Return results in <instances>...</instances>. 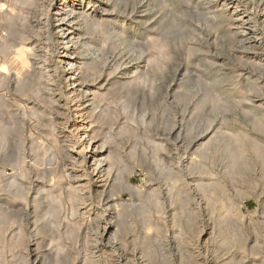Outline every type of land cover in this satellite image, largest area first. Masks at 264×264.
<instances>
[{
    "label": "rangeland",
    "instance_id": "374dc122",
    "mask_svg": "<svg viewBox=\"0 0 264 264\" xmlns=\"http://www.w3.org/2000/svg\"><path fill=\"white\" fill-rule=\"evenodd\" d=\"M2 1H5V0H2ZM44 1H45V5H48L47 3H49L51 5H52V3L54 4V2L52 0H47V1L44 0ZM124 3L125 4L127 3L124 6V8H118L119 12L123 16H127V15L132 14V17L134 18L136 15L141 14L140 9L146 8V10H148V13H146V19L145 18L139 19L141 21L138 20V23H135L134 25L137 27L138 25L146 24L145 27H148L149 30L147 28H141V29H138L137 32H133V31L131 32L130 23H124L123 21H121V19L123 20V17H118L117 18L118 24L115 25L116 28L112 27V29L114 30V34L111 35V38L104 39V37H102L101 35H98L97 37L99 38V40H98V38H96V41L98 42L99 46L102 45V46H100V47H102V49L98 48L99 46H97V48L99 50L97 48L96 49H90L86 53V55L84 56L85 57L84 60L86 62H89L90 65L93 64V67H94L92 72L94 73V71H95V74L93 75V73H91L90 81H89V83H93L94 86H92V87H95V89H97L98 87H100L99 85L105 84V86H107V88H105V89L103 88L102 89V90H104L103 92H105V90H107V89L111 90L108 93H106V95L103 97V100H102L103 103L101 102L100 109L99 108L97 109V111H100V110L103 111L104 110L103 119H104V122H106V123H104L103 119H102L101 124L104 127L101 124L98 125V126L101 125L100 127H103L100 129V133L102 132L100 135H102V134L103 135L99 136V137L103 138L107 141H109V139H111L110 142H108L109 145H112L111 147L113 149L117 150L118 152L120 151L119 153L122 155L123 160H125L124 164L126 165L128 163V165H126V166H128V168H129L128 170H125L123 174L128 178V180L133 185V187L138 189V191L142 190V192L143 191L145 192L146 189L149 190L153 186H154L153 188L157 187L159 189L158 192H159L161 204H160L159 208H157V207L154 208V207L149 206L151 211L153 209L152 213L149 210V207H147V206L145 209L142 207L144 210L140 208L142 210V213L139 210L135 214V217L137 219L134 217L135 221H136L134 223V225L136 223L138 225L136 224L133 227L132 231L134 232V229H137V226H138V228L141 227V229L139 228V229L135 230L134 233L130 232L128 234V237H129L128 240L129 241L126 242V244L128 243V246L126 244H124V247H121V246H123V245H121L120 247H118L119 251L118 250L117 251L119 252V254H124L125 252H127L129 254H133V255L135 254L134 255L135 258H137L139 256L137 259L140 262H142L141 264H143V261H141V260H143V258H140V257H142L141 251H143L147 247L146 246L147 244H150L151 246H153L155 248L157 255L159 254V256H160L161 253L163 255V256L162 255L160 256L161 258L158 257L157 255H155L151 259L152 264H159V263L160 264H166L168 262V260H169V262L167 264H187L188 262H189V264H192L195 261L196 262L197 261L198 262L204 261V264L205 263L206 264H221L222 258L224 257V255H225V257L223 258L224 261L229 260L230 258H233L234 262H237L240 259L238 261V263L239 264H245L246 262H245V251H244V249L247 246L245 245V241H244L245 238H243V237H245V235L246 236L248 235V238H247L248 240H246V243L248 245H251L253 242L252 240H254V236H255L254 235L255 233H253V232H256L257 230H259V228H260V230L262 228V231L264 232V183L262 186L263 180L261 179L259 173H255V172H257V168L253 167V168H249L246 170L244 168L242 170L241 174L237 175L236 177H231L227 173V171H225L226 169L224 168L225 160H226L224 153H218L217 155L212 156L211 160L208 161V163L210 162L209 163L210 165L208 164V167L212 173L215 172V173H217V175H218V173L220 174L217 176L214 173V175H215L214 178L220 179V177L222 176V177H224L223 178L224 181L222 183L225 182L224 186H223L224 187L223 192H222V189H220V190L218 189L219 191L217 192V200L219 201V199L220 200L223 199L222 202L224 201V203L226 205L223 204L221 201H220V203L218 201L209 202L208 198H206L207 196L204 195L203 193H200L198 188H196L197 186L195 185L196 184L195 182H196V179L198 178V173L195 170H193V171L189 170V167L187 165L188 160L190 161V158L195 156V154H193V152H192L193 150H188L186 148L184 149V147L175 148V147H173V145H171L172 147L171 146L168 147V145H166V144H168V142H166V141L168 139H169V142H173L176 139H178V141L181 140L183 134L179 138L176 136L174 137L171 135L169 130L171 131L172 128L178 127V126H182L183 130H185L186 128L191 127L190 126L191 124H194V128H195L194 132H195V135L198 134V136H200L201 133L203 134L205 130H207L208 132H211L210 134L212 135V134L220 131L222 128H227V129H230L231 131L240 132V133H245V130L252 132V133H255V134L259 133L257 130H255L251 127V125L249 124V122H250L249 118L250 117L245 114L243 109H245V107H248L254 103L258 102V104H259V103L264 102V89H263L264 88L263 87L264 86V66H263L264 65V21H263L264 20V0H211V1L210 0H163V1L162 0H124ZM47 8H48L47 6H45L43 8L45 11L44 13L47 14V15H45L46 17L47 16L50 17V16H52V14L54 12H56L55 10L57 9V5L54 4V5L50 6L48 9ZM223 8H224V10H223ZM155 10H157V11H155ZM49 11H50V13H49ZM134 11H136L135 14H134ZM182 12H184L186 15ZM183 14H184V17H183ZM26 15H27L28 19H32L31 15H29V13H27ZM175 15H177V16H175ZM42 17L43 18H41L42 20H41L38 27H37L38 24H36V22L34 23V25L36 24L35 26L37 27L38 31L36 30V27H35V30L32 32V34L36 37V40L39 42V44L41 45V47L45 53H47V54L49 53V55L52 53L53 54L55 53L54 55L52 54V61H53V64H55V67L57 69L56 73H57V75H59V77H57V79H56L57 84L55 83V85H58V87L60 88V91L59 90L54 91V93H58V92L60 93L63 91H65V92H63L61 95H59V97H61L60 103H52V102L48 103V102H46V104L45 103L43 104L40 102V100H33V101H36V103L40 102L41 106L44 105L42 108H45V110L47 111L45 114H43L44 117H42V119H41V115H39L33 111H32L33 113L31 114V111H30L31 109L29 110V108H30L29 105L32 106V104L27 103L28 101L25 99L26 97L20 96L19 93H17L15 91V87H14L15 83L12 79L9 81L8 85L0 88L1 92H4L3 91L4 89H5V92L7 91L4 94L1 92L0 93L4 95V99H6V101L8 103H11V105L9 104L10 107L8 106L2 113H0V115L3 117L1 119L2 124L0 125V137L1 136L6 137V139H7V140H5L6 143L4 145V144H2L3 143L2 137L0 138V141H2L0 143V145L2 144V146H0V149L2 150V152H0V154H1L0 155V191H1L0 194L6 195L5 197H7L9 199L12 197L16 188H15V186L10 187L9 183L12 180L11 176H13L15 174L14 177L15 178L19 177L17 179L18 181L21 178L20 180L24 182L23 185L27 186V187L25 186L23 188V193L25 195L24 196L25 200L26 201L28 200L26 202L24 199H22V200L19 199L18 202H16L17 205L21 206L19 209V213H18V210L16 212V217H17V219H20L19 222L21 223L22 226L20 224H17V223H15V225H14V223H13L14 226L12 227V225H11L10 226L11 228L6 229V231H4L5 234L4 233L0 234V255L2 254V252H3V255H5V257L3 255H2V257L0 256V264H17V263L18 264H21V263L22 264H25V263L26 264H35L34 259L36 256H38L39 259H42V257H44V258L47 257L46 260L48 261V259L49 260L51 259L50 256L52 255V253H54L56 250V248L53 249V247H56V246L58 247L59 245H57V244H59V243L61 246L63 245L62 247L59 246V247H61L60 255L58 258V260L61 263L57 260L59 264H63V263L64 264H82L81 263L82 260L80 262V258L77 256H79V255L82 256L83 254L84 255L89 254L90 253L89 251L91 250L90 248L86 249L88 247V245H86V236H85L86 235L85 234L86 229L85 230L82 229L79 233V236H77V237L75 236V234H73L74 232H72L70 229H68L69 228L68 223L74 222V219H76V221L78 220V222L80 221L79 223H81V224L84 220L85 221L83 223H86L87 221L89 222V220H91V218L93 216H90L87 214V210L84 208L85 205L79 206V211H81L83 214L85 213V215H86V216L85 215L83 216V215H81L82 213L79 211L73 212L70 204H68L69 200L67 199L65 204L63 202L64 206H66V207L62 206L63 209H62V213L60 214V220H61V221L59 220L60 222L54 221L53 217L49 216L47 214L46 210L44 212V210L38 209L39 212H41L40 214H42L43 218L41 219V221L38 222V225H36L35 224L36 223L35 221L37 220L36 215L34 213H32V208L35 207L37 204L39 205V202L42 201L38 198V197H40L39 193L36 194V192H34V188L38 185V183L41 185H44L45 188L46 187L50 188V186H51L52 189L55 191L54 194L56 195L57 187L58 186L60 187L59 179L60 178L62 179L63 175L67 176V174H63V173H66V171H65L67 169L66 164H68V162L70 163V165L75 167V173H78V175H80L81 182L84 183V182L88 181L89 177L92 176L91 175V169H90V164L92 163V161L91 162H83L81 159L82 155H84L86 153L87 147L85 145H86V142L88 140L87 139L88 134H90V131H91V130H89L88 131L89 133L84 132L85 126L87 125L89 119H86V115L80 116L82 114V112H80L81 108L78 105L79 103L75 104V101H72V95L70 94V96H69L68 93H66V91H67L66 89H67L69 84L67 83L68 78H66L67 76L64 75V73H65L64 71L67 68H65L66 67L64 65L65 63L62 61V59H60V56L58 54V51L60 50V48L62 46H64V44H62L60 46L59 43L57 42L56 38L54 39L53 37H52L53 40L52 39H48V40L46 39V36L48 35L50 27L48 26L46 20L44 19V16H42ZM182 17H183V19H182ZM147 19H148V22H147ZM142 20H143V22H142ZM160 20H161V22H160ZM174 20H175V22H173ZM256 21H258V22H256ZM23 22H25V21H23ZM45 22H46V24H45ZM145 22H147V23H145ZM4 23H5L4 21H0V30H2V31H0V36L2 33L5 34L7 31V28H6L7 25H6V23L5 24ZM19 23L22 24V21ZM41 23H42V26H40ZM165 23H166V25H165ZM174 23H176V31H174L170 34H165L163 28L166 26H172L171 24H174ZM1 26H2V28L4 27V29H2ZM121 26H122V28H121ZM61 29L62 28L54 30L53 35H54V32L57 33L58 31H59L58 33H62L63 30H61ZM180 30H182L183 32ZM232 31H233V33H232ZM234 31H236V32H234ZM38 32H40V33H38ZM46 32H47V34H46ZM241 33H243V34H241ZM38 34H39V36H38ZM155 38L162 40V42L165 41L164 45L161 48H159V46H157L155 44H152L153 40ZM41 40H42V43H44V44L41 43ZM104 40H105V42H103ZM106 40H107V42H106ZM139 40H140V42H139ZM51 43H53V44H51ZM120 44H122V45H120ZM155 46L158 47L159 49L156 48ZM47 47L50 49H47ZM53 49H54V51H53ZM157 49H158V51H156ZM49 50L51 51V53ZM141 50H142V52H141ZM164 55H166V57H164ZM10 56H9V59L7 58V60L9 61L8 63L10 65L11 75L14 74V76H16L17 73H20V75L22 77H24L28 68L27 67H24L25 69L22 68L20 63L15 59L14 55H10ZM148 57L150 59H148ZM141 58H143V59H141ZM11 59H12V62H10ZM14 62H15V64L19 63V65H15ZM220 62H221V64H220ZM95 65H96L97 69H96ZM15 68H17V69H15ZM127 68L128 69L133 68L132 73H130V74L126 73ZM214 68L219 69V71H223L222 73H226V74L230 75V78H228V80L223 82V83H217V82L214 83L213 82L214 81L213 77H214V73H215V70L213 71ZM252 69H254V70H252ZM14 70H16V71L18 70V71L15 72ZM97 70H98V72H97ZM233 71H234V73H233ZM96 72H97V74H96ZM79 76L81 77L82 73H79ZM63 77H65V79ZM251 77H253V78H251ZM61 78H63V79H61ZM253 80L258 81L259 84H253V86H252L251 81H253ZM59 81H60V84L62 85V87L58 83ZM185 81L187 84H185ZM112 83H114V84H112ZM123 83L125 85H123ZM127 83H130V84H127ZM257 85H258V89H257V87L255 88V86H257ZM259 86H261L262 88ZM55 87L56 86H54V88L53 87L52 88L55 89ZM42 88H43V86H42ZM245 88L247 89V91ZM123 90H124V92H123ZM45 91L49 94L51 93L49 88L45 89ZM202 93H204V94H202ZM207 93H210V94H207ZM7 94H9L10 96H13V98L15 100L12 97L8 96ZM65 94L67 95V97ZM110 94H112V96ZM114 94H115V96H114ZM213 94H218V95H213ZM52 95L56 96L57 94H52ZM62 95H63V97H62ZM202 95H204V96L202 97ZM205 95H209V99L204 98ZM212 97H213V99H212ZM254 97H256V98H254ZM18 98L20 99V101ZM37 98H39V96ZM66 98H68V99H66ZM62 99H64V100H62ZM239 100H241V102L238 103ZM15 101H17V103ZM63 101H65V102L63 103ZM107 101H108V103H107ZM20 102H21V105L23 104L22 106H24L25 108L22 107L20 104H18ZM24 103H25V105H24ZM112 103H113V105H112ZM123 103H124V105H122ZM26 104H29V105H26ZM50 106L51 107L53 106V108L51 109ZM61 106H62V108H61ZM142 106H143V108H142ZM26 107L28 108L27 110H26ZM196 107H197V109H196ZM23 108L25 110H23ZM57 109L61 113L58 112ZM60 109L63 111H61ZM49 110L52 113L53 112L54 113L50 114L51 112ZM112 111L116 115L115 114L112 115L113 114ZM141 111H142V114H141ZM6 112L8 113L7 116L10 114L9 115L10 120L8 119V117L5 118ZM49 114H50V116H49ZM59 114L61 117L59 116ZM3 115H5V116H3ZM52 115H53V117H52ZM57 115H58V117H60V119L62 118L61 120H58V127H57L58 129L56 127H53V126L51 128V126L49 124H51V121H53L55 118L58 119ZM1 116H0V118H1ZM108 116H110V117H108ZM48 120L50 123L48 122ZM83 120L86 122H84ZM61 121H63V122H61ZM211 121H212V124H211ZM9 122H13L14 125L12 123H9ZM16 122H18V124ZM32 123H33V125H32ZM109 123H110V125H109ZM172 125H173V127H172ZM198 125H200V126H198ZM61 126L63 128L65 127V128L61 130L60 129V128H62ZM108 127H109V129H108ZM192 127H193V125H192ZM6 128H7V130H6ZM53 128H56L57 131L54 132L55 129L53 130ZM59 129H60V131H59ZM141 130H143V131H141ZM1 132L4 133L5 135L1 134ZM7 132H8V135H7ZM40 132H42V133H40ZM46 132H48V133H46ZM49 132L51 133V135H49L50 134ZM52 133H53V135H52ZM56 133H57V135H56ZM61 133H63V134H61ZM46 134L49 136H47ZM84 134H86V135H84ZM106 134H108L111 137H108V135H106ZM42 136L44 137L45 140L43 139ZM51 136L56 137L57 139L53 138ZM66 136H68V137H66ZM105 136H107L108 138ZM59 137H60L61 141L64 139L62 141L63 143L59 140ZM99 137H98V139H99ZM33 138H34V140H33ZM39 138L43 139V141L40 140ZM13 139H16V141ZM54 139H56L55 141L59 140L60 142L59 141H57V142L62 143V145H64V146H62L61 144L59 145L58 143L56 144L55 141H52ZM155 139H158V141H156ZM48 140H49V143L51 141L52 142L49 144ZM138 140L139 141L141 140V141L139 142ZM153 140H155L157 143L163 142L164 147L158 149L159 151H157L156 150L157 148L155 145L156 143H154L155 141H153ZM149 141L151 143H149ZM93 143H94V141H92V143H91L92 146L90 145V148L93 147ZM153 143L155 145V148L153 147L154 146ZM41 145L44 146L45 148L42 147ZM47 145L52 146L51 149H50V146L48 147ZM71 145H72V147H71ZM141 145H143L144 148ZM14 146H16V148ZM38 146H39V148H38ZM58 146L59 147L61 146L60 149L61 148H65V149L64 150L58 149L59 150L58 151L57 150V148H59ZM65 146H67V148ZM140 146H141V148H140ZM153 148L156 151H154ZM30 149H31V151H30ZM44 149H46L47 151ZM65 150L70 152V154L65 152ZM14 151H15V153H14ZM184 151H185V153H184ZM38 153H39V156H38ZM41 153L43 154V156ZM58 153L60 156H57ZM244 154H245V151H244ZM249 154H250V152H249ZM69 155H71V156H69ZM155 155H156V157H154ZM4 156L6 157V159ZM15 156H17V157H15ZM61 157H63V158H61ZM3 158H4V160H3ZM68 158H70L69 161H68ZM251 158L253 159V161L252 160L251 161L253 163H256L255 155H253ZM40 159H42V160L40 161ZM155 159L158 160L160 162V164L162 163L161 166L164 165V166H162L163 167L162 169H160L159 167H157L155 165V162H154ZM23 161H25V162H23ZM15 162H16V165H18V168L15 165ZM167 162L168 163L172 162L171 166ZM18 163L20 165H22V167L24 169H22V167ZM32 163H34V164H32ZM33 165H35V167ZM165 165L166 166L168 165L167 166L168 169ZM72 166H70V167L68 166V168H73ZM41 168H43L42 169L43 172L47 171V170L52 171L53 175L47 173V175L45 174L46 176L41 175L43 178L40 177L39 176L40 174H37L36 170L39 173V170H41ZM55 168H57V170ZM211 168H213V169H211ZM2 169L4 172L2 171ZM25 169H27L28 172L25 171ZM15 170L16 171L19 170L20 172L15 173ZM21 171H25L28 174L26 173L24 176V175H22ZM57 171H58V173H57ZM166 171L168 173H166ZM43 172L40 171V173H43ZM174 172L175 173L177 172L178 174L176 173L177 174L176 175ZM180 172H181V174H179ZM173 173L175 175H173ZM26 175H27V177H26ZM169 176H170V178H169ZM172 176H174V178ZM212 176H213V174H212ZM248 176H249V178H248ZM253 176H254V178H255V176L257 178V179L255 178L256 183L254 182L255 180H254ZM38 177L40 178V180ZM45 177L46 178L48 177V178L46 179ZM165 177L168 180H166ZM222 177H221V180H223ZM57 178H58V180H57ZM147 178H149L150 181ZM193 178H194V180H193ZM41 179L43 182L41 181ZM62 180H61L62 186L65 185L67 188L66 184H67L68 179L65 178L63 180L64 182ZM247 180H249V181H247ZM251 180H252V182H251ZM7 181H9L8 184H7ZM227 181H228V183H227ZM52 182H55L54 185ZM57 182H58V184H57ZM258 182H259V184H258ZM89 183L92 184V182H89ZM181 183L182 184L184 183V184L181 185ZM171 184H172V186H171ZM252 184L253 185L256 184V185L253 186ZM179 185L181 186L180 188H179ZM234 185L236 188L233 187ZM65 186H63V189H62L63 191L62 190L60 191L61 187L58 189V193H57L58 196L61 195L60 192H63V195L66 194L65 193L66 188H64ZM176 187L178 188V190L176 189ZM225 187H226V190H225ZM239 187H240V189H239ZM241 187L245 191L241 190ZM243 187H245V188H243ZM25 189H27V190H25ZM171 189H173V190H171ZM187 191H188V193H190V195L188 193L187 194L185 193V195L183 194L184 192H187ZM224 191H226L228 193H226V192L224 193ZM136 192H137V190H136ZM172 192H174V193H172ZM177 194L179 197H181L180 199L183 198L182 200H185V202H186L185 203L183 201L184 207H186L185 211H184L185 214H182L181 212H178L176 209H173V207L174 208H176V206L178 207V203L171 201L172 199L175 198V196L177 197ZM7 195L8 196L10 195V197H8ZM171 195H172V197H171ZM224 195H227V196H224ZM228 196H229V198H228ZM122 197L125 199L127 198L129 200L131 196L129 195V193L125 192V193H123ZM59 198H61V197L59 196ZM34 199H38L37 202L35 201V204L33 201ZM232 199H234V200H232ZM188 200L192 203L188 202ZM229 200H232V201H230L231 205L229 204ZM20 201H23L24 205L22 203H20ZM162 201H164L165 204ZM231 202H233V204L236 205V207H234V205H232ZM26 203H28L29 205L26 206ZM173 203H174V205H172ZM186 204L190 205V206L188 207ZM221 204H223V205L221 206ZM209 205H210V209L208 208ZM191 206H193V207H191ZM219 206L222 207L223 210ZM223 206L224 207L227 206V207L224 208ZM228 206L231 207L232 212L233 211H236V212L232 213L231 209H229ZM232 206H233L234 210H233ZM22 207H24V208H22ZM39 207H42V206L40 205ZM195 207H196L195 212H193ZM191 208H193L192 209L193 211L191 210ZM101 209H105V208L102 207ZM154 209L157 212H155ZM186 209H188V210H186ZM197 209H198V211H196ZM214 209H215V211H217L218 214L216 212L213 213ZM174 210H176V211H174ZM228 210H230V211L228 212ZM83 211H85V212H83ZM134 211H136V210H134ZM158 211H160V212L158 213ZM161 211H162V213H161ZM226 211L228 212L229 217H230V218L228 217V220L230 219L229 220L230 222L228 221V223L231 224V225L230 224L229 225L232 227L231 230H232V233L234 234V239H233L234 241L228 240L230 242H228L227 240L224 241V238H223V240L221 239L224 235H219L222 232L220 231V228L218 226V221H217L220 218H222L221 216H224L225 218L227 217L226 215H222L224 213L227 214ZM144 212H146L147 214H145ZM211 212L213 214H211ZM67 213H68V215H66ZM69 213L70 214L72 213L71 218L69 217V215H70ZM234 213H236L238 216L235 215ZM149 214H151V215H149ZM179 214H180V217H179ZM144 215H145V217H143ZM158 215H159V217H158ZM175 215H176V217H175ZM188 215H191V217H190L191 219H189L187 217ZM196 215H197V217H196ZM212 215H214V216L212 217ZM217 215H219V216L217 217ZM233 215H235V216H233ZM137 216L141 217L143 220L141 218H138ZM150 216H152V217H150ZM88 217L89 218L91 217V218L89 219ZM149 217H150V219H149ZM192 217H194V221L192 220ZM198 217H200V218H198ZM231 217L233 220H231ZM66 218H67V220H66ZM140 219H141V221H140ZM198 219H200V220H198ZM182 221H183V223H182ZM236 221H238L237 223L239 225H241L240 227H238L239 225L237 226ZM49 222H50V224L52 222V224L48 225ZM45 223H47V224H45ZM169 223H170V225H169ZM16 224L20 225L21 227H18ZM144 224H145V226H144ZM178 224H179V226H178ZM183 224H184V226H183ZM214 224H216V225H214ZM259 225L262 227H260ZM38 226L39 227L41 226V227L39 228ZM143 226H144V230L147 226L148 229H147V231L146 230L145 231L148 232V230H149V233L143 234V232H144ZM151 226H153V228ZM254 226H255V228H254ZM158 227H159V229H158ZM181 227L183 229H181ZM194 227H195V230H197V231H193ZM212 227L214 228L213 231L218 230V232H217L218 235H216L215 231L213 232L211 230ZM28 228H30V229H28ZM90 228L93 232L94 231L97 232L96 231L97 229L94 225ZM184 228L186 229V231ZM187 228H188L189 232L187 231ZM38 229H39V231H38ZM255 229H257V230H255ZM180 230H181V232H180ZM138 231H139V233H138ZM154 231H156V233H159V235H157ZM219 231H220V233H219ZM176 232H178L179 235ZM182 232H183V234H182ZM195 232H197V233H195ZM161 233H163V234H161ZM193 233H195V234H193ZM240 233H242V234H240ZM146 234H148L150 237V239H149L150 241L147 240L148 242H146V238H143V236H145ZM180 234H182L183 236ZM192 234H193V236L196 235V236H194L195 238L192 236ZM199 234H200V238H199L200 241L197 240ZM210 234H212V235H210ZM2 235H5V236L1 237ZM177 235H178V237L182 236V238L179 239L178 237H176ZM239 235H244V236H241L243 240L241 239V237H239ZM84 236H85V238H84ZM133 236H135V239L137 240L135 242L136 245H134L130 241V237L132 238ZM158 236H159V238H158ZM213 236H214V238H213ZM11 237H13V238H11ZM72 237L75 239L72 240ZM183 237H185V238H183ZM190 237H191V240H189ZM215 237L216 238L219 237V238L216 239ZM239 238H240V240H239ZM151 239L154 242H152ZM160 239L165 241V243L162 241L163 247L161 246L162 242ZM219 239L222 240V243L224 245L225 244H227V245L224 246ZM156 240H157V242H156ZM158 240H159V242H158ZM180 240H181L182 244H180L181 243ZM20 241L22 243H20ZM82 241H84V242H82ZM143 241H145V245H144ZM186 241L189 242V244ZM50 242H51V244H49ZM184 242H186V243H184ZM216 242L219 244L221 243L222 245H219ZM17 243H20L19 244L20 246ZM215 243H216V245H215ZM37 244L40 245V247H41L39 249L40 250L39 253H37L38 251L37 252L33 251L35 246L37 247ZM159 244H160L159 247H161L162 250H161V248L158 247ZM74 246H76V247H74ZM223 246L225 249L223 248ZM134 247H136V248H134ZM138 247H139V249H137ZM218 247H219V250H221V251L218 250ZM133 248H134V250H133ZM184 248H188V250L187 249L184 250ZM25 249H26V251H28V253L25 251ZM232 249H233V251H231ZM158 250H161L162 252L158 251ZM190 250L192 251V253ZM193 250L194 251L196 250L195 253L193 252ZM41 251H42V253H41ZM96 251H97V249H96ZM130 251H132V252H130ZM166 251H167V253H166ZM216 251H218V252H216ZM20 252L24 253V255L26 253L28 255L27 256L28 258L23 257V254H20ZM87 252H89V253H87ZM136 252H138V253L136 254ZM187 252H189V253H187ZM223 252H224V254L222 257L221 253H223ZM225 252H227V254ZM46 253H48V254H46ZM164 253H165V255H164ZM42 254H45L46 256L45 255L42 256ZM91 254H92V250H91ZM188 254H191L193 257L197 256L198 258L197 257L193 258L190 255V257L192 258L191 259L190 257H187V256H189ZM193 254L194 255L196 254V255L194 256ZM169 255H170V257H169ZM180 255H182V257H185V258L182 259V257H179ZM232 255L235 256L238 260H236V258H234ZM259 255H260V253H256L255 257H258ZM16 256H18V257H16ZM19 256H22L25 260L21 259V257H19ZM215 256L217 257V259ZM13 257H15L17 260ZM157 257L160 259H158ZM162 257H164V258H162ZM213 257H214V260H212ZM220 257H222V258H220ZM188 258H190V260L193 262H191ZM165 259L167 260V262L165 261ZM180 259H182V260L180 261ZM194 259H195V261H194ZM196 259H198V260H196ZM241 259H242V261H241ZM15 261H17V262H15ZM57 261L53 260L54 263H56ZM156 261H157V263H156ZM102 264H104V263H102ZM232 264H233V262H232Z\"/></svg>",
    "mask_w": 264,
    "mask_h": 264
},
{
    "label": "bare ground",
    "instance_id": "6f19581e",
    "mask_svg": "<svg viewBox=\"0 0 264 264\" xmlns=\"http://www.w3.org/2000/svg\"><path fill=\"white\" fill-rule=\"evenodd\" d=\"M47 1V0H46ZM54 2V4L57 5V9L55 10L56 12H54L52 14V16H45L47 14H45L44 12V7L47 6L48 8L52 5H54L52 3L49 4L47 3L48 5H45V1L44 0H5V1H2L0 0V21H4L7 25V31L6 33H2L1 36H0V88L2 87H5L6 85H8L9 81L12 79L15 83V91L17 93H19L20 96L22 97H26L25 99L28 101L27 103L29 104H32V106H30L29 104H26V105H29V110L31 111V114L33 112L41 115V119L42 117H44L43 114H45L47 111L45 110V108H42L44 105L41 106V103H45L48 102H52V103H60V100H61V97H59V95H61L63 92H58V93H54V91H60V88L58 87V85H55L56 83V79L57 77H59V75H57L56 73V67H55V64H53V61H52V54L49 55V53H45L41 47V45L39 44V42L36 40V37L32 34V32L35 30V25H37V27L39 26L40 22H41V18H43L42 16H44V19L46 20L48 26L50 27L49 28V32H48V35L46 36V39H52L53 38L57 40V42L59 43V45L61 46L62 44H64V46H62L60 48V50L58 51V54L60 56V59H62V61L65 63L64 65L66 66L65 68H67L63 73L64 75H66L68 78V81L67 83L69 84L68 87H67V91L66 93H68V95L70 96V94L72 95V101H75V104L79 103L78 105L80 106V112H82V114L80 116H85L86 115V119H89L87 125L85 126V133H87L89 130L90 131V134H88V140L86 142V153L84 155H82V161L83 162H91L92 163L90 164V169H91V177H89L88 181L86 182H81V177L80 175H78V173H75V167L70 165V163L68 162V164H66L67 166V169L65 170L66 173H63V174H67L66 175H63V180L66 178L68 179L67 180V188L65 185L64 188H66V191L63 195V192H60L62 189H63V186L61 184V180L59 179V185L60 187L58 186L57 187V193H58V189L60 188V193L61 195H59L61 198H59V196L54 194L55 191L52 189V187L50 186V188H45L44 185H41L38 183V185L34 188V192L39 193L40 197H38L40 200L39 202V205L37 204L35 207L32 208V213H34L36 215V225H38V222L41 221V219L43 218L42 214H40L41 212H39V210H45L47 211V214L51 217H53L54 221H58L60 222V214L62 213V206H64L66 200L68 199L69 200V203L70 206H71V209L73 210V212H78L79 211V206L81 205H85V209L87 210V214L90 215V216H93L91 218V220H89V222L87 221L86 223H79L78 220L76 221V219H74V222H71V223H68V229H70L72 232H74L73 234H75V236H79V233L82 229H86L85 230V236H86V245H88V248H90L92 250V254H91V250L87 253L89 254H83L82 256L79 255L77 257L80 258V262L82 260V264H141L142 262H140L137 258H135V254H129L127 252H125L124 254H119V250H118V247H124V244H126V242H128V234L131 232H133V227L137 224L134 225V223L136 222L135 221V214L140 210V212L142 213V210L141 209H145L146 206L149 207H154V208H159L160 207V197H159V189L156 187V188H153L151 187L149 190L146 189V191L142 192V190L138 191V189H136L135 187H133V185L130 183V181L128 180V178L123 174L125 170H128V163L125 165L123 158H122V155L115 149H113L111 146L112 145H109L108 142H110L111 139H109V141L103 139V138H100L99 136H102L100 135V129L103 128L104 126L101 124V120L103 119V115H104V110L103 111H97V109L99 108L100 109V104L103 100V97L106 95V93H108L109 89L105 90V92H103L104 90H102L103 88H107V86H105V84H101L99 85L100 87H96L97 89H95V87H92L94 86L93 83H89L90 81V76H91V73L92 70L94 69L93 67V64L90 65L89 62H86L84 59H85V55L86 53L90 50V49H96L97 46H99L98 42L96 41V38H98L97 36L98 35H101L102 37H104V39L106 38H111V35L114 34V30L112 29L113 28H116L115 25H117V18L118 17H123V20L121 19V21H123L124 23H130V30L131 32H137L138 29H141V28H147L149 30L148 27H145L146 24H142V25H138L137 27L134 25L135 23H138V20L139 19H146V13H148V10H146V8L144 9H140V15H136L134 18L132 17V14L131 15H127V16H123L120 12H119V9L118 8H124V6L127 4L124 3V0H52ZM163 1V0H162ZM211 1V0H210ZM144 2V1H143ZM139 3V2H138ZM174 4V3H173ZM207 5V4H206ZM231 5V4H230ZM245 5V4H244ZM147 7V6H146ZM150 7V6H149ZM148 7V8H149ZM3 8V9H2ZM47 8V9H48ZM136 8V7H135ZM166 8V7H165ZM154 9V8H153ZM239 9V8H238ZM123 10V9H122ZM224 10V8H223ZM157 11V10H155ZM161 11V10H160ZM236 11V10H235ZM136 11H134V14H135ZM154 12V11H153ZM216 12V11H215ZM27 13H29V15H31L32 19H28L27 18ZM50 13V11H49ZM168 13V12H167ZM184 13V12H182ZM214 13V12H213ZM212 13V14H213ZM161 14V13H160ZM169 14V13H168ZM176 14V13H175ZM185 14V13H184ZM184 14H183V17H184ZM215 14V13H214ZM181 15V14H180ZM186 15V14H185ZM252 15V14H251ZM157 16V15H156ZM177 16V15H175ZM219 16V15H218ZM153 17V16H152ZM182 17V19H183ZM240 17V16H239ZM238 17V18H239ZM154 18V17H153ZM156 18V17H155ZM160 18V17H159ZM163 18V17H162ZM180 18V17H179ZM178 18V19H179ZM206 18V17H205ZM164 19V18H163ZM173 19V18H172ZM177 19V18H176ZM22 21V24H20L19 22ZM25 21V22H23ZM141 21V20H139ZM249 21V20H248ZM264 21V20H263ZM36 22V24L34 25V23ZM45 22V24H46ZM143 22V20H142ZM147 22H148V19H147ZM145 22V23H147ZM161 22V20H160ZM172 22V21H171ZM175 22V20L173 21ZM258 22V21H256ZM4 23V24H5ZM156 23V22H155ZM122 24V23H121ZM120 24V25H121ZM150 24V23H149ZM148 24V25H149ZM162 24V23H161ZM170 24V23H169ZM196 24V23H195ZM123 25V24H122ZM157 25V24H156ZM166 25V23H165ZM172 26H166L163 28L165 34H170L174 31H176V23L174 24H171ZM3 26V25H2ZM1 26V28H2ZM42 26V23L41 25ZM119 26V25H118ZM36 27V30L38 31ZM120 27V26H119ZM178 27V26H177ZM245 27V26H244ZM255 27V26H254ZM260 27V26H259ZM43 28V27H42ZM59 28H62L61 30L62 33H55L54 32V35H53V31L54 30H57ZM122 28V26H121ZM182 28V27H181ZM180 28V29H181ZM4 29V27L2 28ZM108 29V30H107ZM120 29V28H119ZM125 29V28H124ZM151 29V28H150ZM154 29V28H153ZM6 30V29H5ZM60 30V31H61ZM122 30V29H121ZM127 30V29H126ZM2 31V30H0ZM116 31V30H115ZM124 31V30H123ZM161 31V30H160ZM182 31V30H180ZM257 31V30H256ZM4 32V31H3ZM36 32V31H35ZM34 32V33H35ZM126 32V31H125ZM183 32V31H182ZM236 32V31H234ZM40 33V32H38ZM185 33V32H184ZM233 33V31H232ZM254 33V32H253ZM37 34V33H36ZM47 34V32H46ZM45 34V35H46ZM138 34V33H137ZM143 34V33H142ZM175 34V33H174ZM243 34V33H241ZM124 35V34H123ZM157 35V34H156ZM39 36V34H38ZM42 36V35H41ZM134 36V35H133ZM143 36V35H142ZM152 36V35H151ZM254 36V35H253ZM260 36V35H259ZM258 36V37H259ZM53 37V38H52ZM100 37V36H99ZM117 37V36H116ZM144 37V36H143ZM155 37V36H154ZM43 38V37H42ZM118 38V37H117ZM121 38V37H120ZM240 38V37H239ZM138 39V38H137ZM140 39V38H139ZM152 39V38H151ZM176 39V38H175ZM183 39V38H182ZM263 39V38H262ZM99 40V38H98ZM124 40V39H123ZM136 40V39H135ZM144 40V39H143ZM46 41V40H45ZM138 41V40H137ZM151 41V40H150ZM44 42V41H43ZM105 42V40L103 41ZM107 42V40H106ZM140 42V40H139ZM138 42V43H139ZM41 43H42V40H41ZM165 41L162 42V40L160 39H154L153 40V43L152 44H155L157 46H159V48H161L163 45H164ZM44 44V43H42ZM50 44V43H49ZM53 44V43H51ZM102 44V43H101ZM104 44V43H103ZM46 45V44H45ZM48 45V44H47ZM122 45V44H120ZM49 46V45H48ZM52 46V45H51ZM102 46V45H100ZM98 47V48H101L102 47ZM154 46V45H153ZM250 46V45H249ZM44 47V46H43ZM53 47V46H52ZM156 47V46H155ZM46 48V47H45ZM59 48V47H58ZM97 48V49H98ZM158 48V47H156ZM155 48V49H156ZM158 48V49H159ZM192 48V47H191ZM47 49H50L47 47ZM158 49L156 51H158ZM45 50V49H44ZM99 50V49H98ZM189 50V49H188ZM50 51V50H49ZM54 51V49H53ZM92 51V50H91ZM163 51V50H162ZM96 52V51H95ZM142 52V50H141ZM140 52V53H141ZM51 53V51H50ZM157 53V52H156ZM193 53V52H192ZM211 53V52H210ZM55 54V53H54ZM53 54V55H54ZM135 54V53H134ZM143 54V53H142ZM10 55H14L15 59L20 63V65L22 66V68L24 67H27L28 70L25 74L24 77H22L20 75V73H17L16 76H14V74L11 75V69H10V65H9V61L7 60V58L9 59V56ZM157 55V54H156ZM167 55V54H166ZM166 55H164V57H166ZM191 55V54H190ZM138 56V55H137ZM11 57V56H10ZM262 57V56H261ZM14 59V58H13ZM59 59V58H58ZM143 59V58H141ZM140 59V60H141ZM148 59H150L148 57ZM97 60V59H96ZM15 61V60H14ZM163 61V60H162ZM10 62H12V59L10 60ZM16 62V61H15ZM14 62V64H15ZM58 62V61H57ZM139 62V61H138ZM148 62V61H147ZM19 63L15 64V65H19ZM60 63V62H59ZM213 63V62H212ZM215 63V62H214ZM253 63V62H252ZM256 63V62H255ZM221 64V62H220ZM63 65V66H64ZM134 65V64H133ZM136 65V64H135ZM142 65V64H141ZM198 65V64H197ZM215 65V64H214ZM253 65V64H252ZM257 65V64H256ZM147 66V65H146ZM255 66V65H254ZM264 66V65H263ZM17 67V66H16ZM96 67V65H95ZM148 67V66H147ZM14 68V67H13ZM20 68V67H19ZM18 68V69H19ZM59 68V67H58ZM152 68V67H151ZM162 68V67H161ZM249 68V67H248ZM257 68V67H256ZM17 69V68H15ZM21 69V68H20ZM25 69V68H24ZM97 69V67H96ZM133 68H130L126 70V73L130 74L132 73V70ZM137 69V68H136ZM215 70V73H214V83L217 82V83H223L225 81L228 80V78H230V75L226 74V73H222L223 71H219V69H213V71ZM254 70V69H252ZM15 72H17L16 70H14ZM20 71V70H19ZM23 71V70H22ZM101 71V70H100ZM99 71V72H100ZM61 72V71H60ZM98 72V70H97ZM96 72V74H97ZM232 72V71H231ZM62 73V72H61ZM79 73H82V76L80 77L79 76ZM197 73V72H196ZM234 73V71H233ZM95 74V71L93 73V75ZM199 74V73H198ZM254 74V73H253ZM63 76V75H62ZM12 77V78H11ZM179 77V76H178ZM238 77V76H237ZM65 79V77H63ZM61 78V79H63ZM125 78V77H124ZM206 78V77H205ZM253 78V77H251ZM59 79V78H58ZM121 80V79H120ZM128 80V79H127ZM259 80V79H258ZM65 81V80H64ZM122 81V80H121ZM124 81V80H123ZM116 82V81H115ZM60 84V81L58 82ZM64 83V82H63ZM252 83V86L253 84H259L258 81L256 80H253L251 81ZM57 84V83H56ZM111 84V83H110ZM114 84V83H112ZM116 84V83H115ZM127 84H130V83H127ZM185 84L186 81H185ZM250 84V83H249ZM61 85V84H60ZM123 85H125L123 83ZM43 86V88H42ZM55 87V89H53ZM96 86V85H95ZM120 86V85H119ZM53 87V88H52ZM62 87V85H61ZM125 87V86H124ZM211 87V86H210ZM244 87V86H243ZM257 87L258 89V85L255 86V88ZM261 87V86H259ZM264 87V86H263ZM7 88V87H6ZM49 88V90L51 91V93H47L45 91V89ZM64 88V87H63ZM111 88V87H110ZM122 88V87H121ZM120 88V89H121ZM188 88V87H187ZM262 88V87H261ZM65 89V88H64ZM116 89V88H115ZM119 89V88H118ZM134 89V88H133ZM195 89V88H194ZM246 89V88H245ZM251 89V88H250ZM264 89V88H263ZM128 90V89H127ZM126 90V91H127ZM244 90V89H243ZM4 92H1V93H6L5 92V89L3 90ZM209 91V90H208ZM212 91V90H211ZM247 91V89H246ZM40 92V93H39ZM42 92V93H41ZM124 92V90H123ZM207 92V91H206ZM0 93V113H2L8 106L9 104L11 105V103H8L6 101V99H4V95ZM111 93V92H110ZM10 94V93H9ZM9 94H7L8 96H10ZM52 94H57L56 96H53ZM204 94V93H202ZM206 94V93H205ZM207 94H210V93H207ZM39 98H37L38 96ZM66 95V94H65ZM112 96V94H110ZM126 95V94H125ZM213 95H218V94H213ZM15 96V95H14ZM58 96V97H57ZM115 96V94H114ZM204 95H202L203 97ZM13 98V96H10ZM63 97V95H62ZM67 97V95H66ZM175 97V96H174ZM184 97V96H183ZM123 98V97H122ZM204 98H208L209 99V95H205ZM203 98V99H204ZM216 98V97H215ZM256 98V97H254ZM14 99V98H13ZM19 99V98H18ZM24 99V100H25ZM68 99V98H66ZM213 99V97H212ZM15 100V99H14ZM32 100V101H31ZM33 100H40V102L36 103V101H33ZM64 100V99H62ZM128 100V99H127ZM184 100V99H183ZM201 100V99H200ZM20 101V99H19ZM70 101V100H69ZM109 101V100H108ZM107 101V103H108ZM143 101V100H142ZM244 101V100H243ZM17 103V101H15ZM25 102V101H24ZM65 101H63L64 103ZM105 102V101H104ZM127 102V101H126ZM131 102V101H130ZM141 102V101H140ZM241 102V100L238 101V103ZM262 102V101H261ZM23 103V102H22ZM26 103V102H25ZM24 103V105H25ZM62 103V102H61ZM103 103V102H102ZM128 103V102H127ZM170 103V102H169ZM21 105V102L18 103ZM110 104V103H109ZM135 104V103H134ZM186 104V103H185ZM23 105V104H22ZM21 105V106H22ZM63 105V104H62ZM77 105V106H78ZM103 105V104H102ZM107 105V104H106ZM113 105V103H112ZM124 105V103L122 104ZM223 105V104H222ZM116 106V105H115ZM140 106V105H139ZM10 107V106H9ZM24 107V106H22ZM28 107V106H27ZM26 107V110L28 109ZM51 107V106H50ZM49 107V108H50ZM75 107V106H74ZM108 107V106H107ZM127 107V106H126ZM25 108V107H24ZM23 108V110H25ZM48 108V109H49ZM53 108V106L51 107V109ZM62 108V106H61ZM143 108V106H142ZM130 109V108H129ZM197 109V107H196ZM195 109V110H196ZM10 110V109H9ZM58 110V109H57ZM61 110V109H60ZM33 111V112H32ZM50 111V110H49ZM53 111V110H52ZM63 111V110H61ZM243 111L245 112L246 115H248L250 118V122L249 124L251 125V127L255 130H257L259 133L255 134V133H252V132H249L247 130H245V133H240V132H235V131H231L230 129H227V128H222L220 131L214 133V134H210L211 132H208L207 130H203L204 133L200 136L195 135V132H194V124H191L190 126L191 127H188L186 128L185 130H183L182 126H178V127H174L171 129V131L169 130V132L171 133L172 136H176V137H180L182 134V139L178 141V139H176L175 141L173 142H169V139L166 141L168 142V147H170L171 145H173V147L175 148H181V147H184V149H188V150H193V154H195L194 157H191L190 158V161L188 160L187 162V165L189 167V170H195L197 173H198V178L196 179V188H198V190L200 191V193H203L204 195H206L208 198V201L209 202H216L218 201L217 200V192L222 189V192H223V189H224V183H222L224 181V177H222L223 180H221V177L220 179L219 178H214L215 175L214 173L215 172H211V170L209 169L208 167V161L211 160L212 156L214 155H217L218 153H224L225 155V166L224 168L226 169L225 171H227V173L231 176V177H236L237 175L241 174L242 173V170L245 168L246 169H249V168H257V172L255 173H259L261 179L263 180L262 182V186H263V183H264V102L263 103H254L248 107H245V109H243ZM8 112V111H7ZM6 112V117H8L9 119V115L7 116V113ZM23 112V111H22ZM21 112V113H22ZM51 112V111H50ZM58 112H60L58 110ZM78 112V111H77ZM10 113V112H9ZM28 113V112H27ZM54 113V112H53ZM52 112L50 114H53ZM61 113V112H60ZM112 115H114L115 113L112 111ZM25 114V113H24ZM23 114V115H24ZM29 114V113H28ZM49 114V116H50ZM141 114H142V111H141ZM16 115V114H15ZM77 115V114H76ZM108 115V114H107ZM110 115V114H109ZM116 115V114H115ZM1 116V115H0ZM5 116V115H3ZM21 116V115H20ZM60 116V114H59ZM11 117V116H10ZM37 117V116H36ZM53 117V115H52ZM58 117V115H57ZM61 117V116H60ZM60 117L55 118L53 121H51V124H49L52 128L53 127H58V120H61ZM110 117V116H108ZM3 117L1 116L0 118V125L2 124L1 123V119ZM4 118V119H5ZM17 118V117H16ZM39 118V117H38ZM85 118V117H84ZM112 118V117H111ZM115 118V117H114ZM13 119V118H12ZM40 119V118H39ZM49 119V118H48ZM69 119V118H68ZM110 119V118H109ZM10 120V119H9ZM34 120V119H33ZM51 120V119H50ZM85 120V119H84ZM83 120V121H84ZM111 120V119H110ZM124 120V119H123ZM145 120V119H144ZM165 120V119H164ZM201 120V119H200ZM206 120V119H205ZM12 121V120H11ZM31 121V120H30ZM45 121V120H44ZM23 122V121H22ZM49 122V120H48ZM63 122V121H61ZM86 122V121H84ZM103 122H104V119H103ZM196 122V121H195ZM9 123H12L14 125L13 122H9ZM8 123V124H9ZM18 124V122H16ZM27 123V122H26ZM45 123V122H44ZM50 123V122H49ZM106 123V122H104ZM123 123V122H122ZM20 124V123H19ZM60 124V123H59ZM64 124V123H63ZM96 124V125H95ZM99 124H101L103 127H100L98 126ZM130 124V123H129ZM206 124V123H205ZM211 124H212V121H211ZM30 125V124H29ZM28 125V126H29ZM33 125V123H32ZM57 125V126H56ZM110 125V123H109ZM186 125V124H185ZM193 125V127H192ZM20 126V125H19ZM27 126V127H28ZM49 126V127H50ZM60 126V125H59ZM63 126V125H62ZM61 126V127H62ZM74 126V125H73ZM113 126V125H112ZM200 126V125H198ZM224 126V125H223ZM246 126V125H245ZM11 127V126H10ZM22 127V126H21ZM75 127V126H74ZM134 127V126H133ZM173 127V125H172ZM210 127V126H209ZM2 128V127H1ZM31 128V127H30ZM56 128H53L54 132H56ZM65 128V127H64ZM63 127L60 128L61 130L64 129ZM107 128V127H106ZM119 128V127H118ZM202 128V127H201ZM211 128V127H210ZM209 128V129H210ZM216 128V127H215ZM25 129V128H24ZM27 129V128H26ZM50 129V128H49ZM58 129V128H57ZM59 129V131H60ZM84 129V128H83ZM109 129V127H108ZM147 129V128H146ZM197 129V128H196ZM204 129V128H203ZM208 129V130H209ZM7 130V128H6ZM30 130V129H29ZM34 130V129H33ZM38 130V129H37ZM76 130V129H75ZM9 131V130H8ZM41 131V130H40ZM52 131V130H51ZM68 131V130H67ZM83 131V130H82ZM123 131V130H122ZM125 131V130H124ZM143 131V130H141ZM168 131V130H167ZM197 131V130H196ZM34 132V131H33ZM72 132V131H71ZM202 132V131H201ZM6 133V132H5ZM28 133V132H27ZM42 133V132H40ZM48 133V132H46ZM50 133V132H49ZM58 133V132H57ZM56 133V135H57ZM89 133V132H88ZM106 133V132H105ZM121 133V132H120ZM197 133V132H196ZM1 134H4L1 132ZM44 134V133H43ZM55 134V133H54ZM60 134V133H59ZM63 134V133H61ZM112 134V133H111ZM127 134V133H126ZM136 134V133H135ZM5 135V134H4ZM7 135H8V132H7ZM34 135V134H33ZM45 135V134H44ZM47 135V134H46ZM51 135V133L49 134ZM47 135V136H49ZM53 135V133H52ZM55 135V136H56ZM86 135V134H84ZM108 135V134H106ZM125 135V134H124ZM137 135V134H136ZM10 136V135H9ZM81 136V135H80ZM144 136V135H143ZM2 137V136H1ZM0 137V138H1ZM13 137V136H12ZM31 137V136H30ZM40 137V136H39ZM43 137V136H42ZM41 137V138H42ZM53 137V136H51ZM58 137V136H57ZM61 137V136H60ZM60 137H59V140H60ZM68 137V136H66ZM83 137V136H82ZM99 137V139H98ZM107 137V136H105ZM108 137H111L108 135ZM107 137V138H108ZM113 137V136H112ZM135 137V136H134ZM48 138V137H47ZM53 138H56V137H53ZM106 138V139H107ZM133 138V137H132ZM140 138V137H139ZM148 138V137H147ZM40 139V138H39ZM44 139V137H43ZM43 139H40L43 141ZM50 139V138H49ZM57 139V138H56ZM56 139L52 140V141H55ZM68 139V138H67ZM66 139V140H67ZM5 140L6 137H2V141L5 145ZM16 141V139H13ZM24 140V139H23ZM34 140V138H33ZM45 140V139H44ZM47 140V139H46ZM57 140V141H59ZM64 140V139H63ZM62 140V141H63ZM117 140V139H116ZM156 141H158V139H155ZM153 140V141H155ZM166 140V139H165ZM0 141V143L2 142ZM14 141V142H15ZM36 141V140H35ZM38 141V140H37ZM51 141V142H52ZM57 141L56 144L58 143ZM61 141V140H60ZM59 141V142H60ZM61 141V142H62ZM68 141V140H67ZM92 141H94L93 143V147L90 148V145L92 143ZM139 141V140H138ZM141 141V140H140ZM139 141V142H140ZM154 142L156 143V150L159 151L158 149L164 147L163 145V142ZM160 141V140H159ZM162 141V140H161ZM171 141V140H170ZM8 142V141H7ZM50 142V143H51ZM16 143V142H15ZM38 143V142H37ZM46 143V142H45ZM48 143H49V140H48ZM49 143V144H50ZM63 143V142H62ZM62 143H58L59 145ZM112 143V142H111ZM116 143V142H115ZM149 143H151L149 141ZM153 143V145H154ZM2 144L0 146H2ZM43 144V143H42ZM47 144V143H46ZM121 144V143H120ZM134 144V143H133ZM132 144V145H133ZM12 145V144H11ZM14 145V144H13ZM109 145V146H108ZM152 145V146H153ZM155 145L153 146L155 148ZM42 146V145H41ZM46 146V145H45ZM48 147L50 145H47ZM64 146V145H62ZM68 146V145H67ZM67 146H65L67 148ZM92 146V145H91ZM143 147V145H141ZM140 146V148H141ZM145 146V145H144ZM4 147V146H3ZM16 148V146H14ZM44 147V146H42ZM52 146H50V149H51ZM59 147V146H58ZM61 147V146H60ZM57 148L58 149H60ZM72 147V145H71ZM114 147V146H113ZM134 147V146H133ZM172 147V146H171ZM7 148V147H6ZM39 148V146H38ZM45 148V147H44ZM144 148V147H143ZM153 148V150H154ZM9 149V148H8ZM61 149H65V148H61ZM60 149V150H61ZM151 149V148H150ZM1 150V149H0ZM11 150V149H10ZM40 150V149H39ZM46 150V149H44ZM43 150V151H44ZM54 150V149H53ZM56 150V151H57ZM154 150V151H156ZM20 151V150H19ZM31 151V149H30ZM42 151V150H41ZM47 151V150H46ZM45 151V152H46ZM55 151V150H54ZM59 151V150H58ZM147 151V150H146ZM244 151H245V154H244ZM2 152V150L0 151ZM36 152V151H35ZM64 152V151H63ZM65 152H67L68 154H70V152H68L67 150H65ZM169 152V151H168ZM171 152V151H170ZM248 152V153H247ZM250 152V154H249ZM15 153V151H14ZM66 153V154H67ZM156 153V152H155ZM185 153V151H184ZM6 154V153H5ZM4 154V155H5ZM8 154V153H7ZM17 154V153H16ZM42 154V153H41ZM147 154V153H146ZM171 154V153H170ZM182 154V153H181ZM1 155V154H0ZM20 155V154H19ZM33 155V154H32ZM134 155V154H133ZM253 155H255V158H256V163H253V159L251 158ZM38 156H39V153H38ZM43 156V154H42ZM57 156H60L59 153ZM71 156V155H69ZM186 156V155H185ZM184 156V157H185ZM5 157V156H4ZM17 157V156H15ZM14 157V158H15ZM29 157V156H28ZM33 157V156H32ZM65 157V156H64ZM73 157V156H72ZM151 157V156H150ZM156 157V155L154 156ZM181 157V156H180ZM187 157V156H186ZM45 158V157H44ZM49 158V157H48ZM63 158V157H61ZM66 158V157H65ZM158 158V157H157ZM166 158V157H165ZM6 159V157H5ZM70 158H68V161H69ZM72 159V158H71ZM149 159V158H148ZM153 159V158H152ZM2 160V159H1ZM4 160V158H3ZM2 160V161H3ZM12 160V159H11ZM22 160V159H21ZM25 160V159H24ZM42 159H40L41 161ZM48 160V159H47ZM57 160V159H56ZM79 160V159H78ZM150 160V159H149ZM182 160V159H181ZM252 160V161H251ZM15 161V160H14ZM75 161V160H74ZM81 161V162H82ZM165 161V160H164ZM25 162V161H23ZM31 162V161H30ZM155 165L157 167H159L160 169H162L164 165L161 166L160 162L158 160L155 159ZM179 162V161H178ZM219 162V161H218ZM3 163V162H2ZM28 163V162H27ZM66 163V162H65ZM72 163V162H71ZM168 163V162H167ZM19 164V163H18ZM34 164V163H32ZM44 164V163H43ZM61 164V163H60ZM78 164V163H77ZM170 166L172 164L171 163H168ZM15 165H16V162H15ZM20 165V164H19ZM39 165V164H38ZM65 165V164H64ZM74 165V164H73ZM76 165V164H75ZM132 165V164H131ZM179 165V164H178ZM210 165V164H209ZM216 165V164H215ZM17 168H18V165H16ZM22 167V165H20ZM24 166V165H23ZM30 166V165H29ZM35 167V165H33ZM47 166V165H46ZM63 166V165H62ZM65 166V167H66ZM68 166H72L73 168H68ZM155 166V167H156ZM166 166V165H165ZM168 166V165H167ZM166 166V167H167ZM222 166V167H223ZM25 167V166H24ZM27 167V166H26ZM156 167V168H157ZM212 167V166H211ZM3 168V167H2ZM31 168V167H30ZM39 168V167H38ZM127 168V169H126ZM14 169V168H13ZM22 169H24L22 167ZM36 169V168H35ZM40 169V168H39ZM38 169V170H39ZM43 168H41V170H39V173L38 171L36 170L37 174H40L39 176L42 177L43 175H47L48 174H52L53 175V172L52 171H42ZM57 170V168H55ZM166 169V168H165ZM168 169V167H167ZM171 169V168H170ZM169 169V170H170ZM177 169V168H176ZM182 169V168H181ZM213 169V168H211ZM164 170V169H163ZM162 170V171H163ZM168 170V171H169ZM253 170V169H252ZM3 171V169H2ZM25 171L28 172L27 169H25ZM25 171H21L22 172V175L25 176V174L27 172ZM43 172V173H40ZM55 171V170H54ZM69 171V172H68ZM175 171V170H174ZM213 171V170H212ZM4 172V171H3ZM11 172V171H10ZM16 172H20L19 170L16 171L15 170V173ZM179 172V171H178ZM189 172V171H188ZM217 172V171H216ZM220 172V171H219ZM58 173V171H57ZM166 173H168L166 171ZM175 173V172H174ZM173 173V175H175ZM226 173V172H225ZM7 174V173H6ZM28 174V173H27ZM178 174V173H177ZM176 174V175H177ZM181 174V172L179 173ZM213 174V176H212ZM217 175V173H215ZM15 175V174H14ZM13 176L12 177V180L10 181L9 183V186L12 187V186H15L16 190L15 192L13 193L12 197L9 199L7 197H5L6 195H3V194H0V234L4 233V231H6V229L8 228H11L10 226L12 225V227L15 225V223L17 224H20L21 223L19 222L20 219H17L16 217V212L18 210V213H19V209H20V205H17L16 202H18L19 199H24V193H23V188L26 186H24V182L21 181L19 179V181L17 180L18 178H15ZM20 175V174H19ZM42 175V176H41ZM45 175V176H46ZM58 175V174H57ZM218 175H220L218 173ZM217 175V176H218ZM226 175V174H225ZM21 176V175H20ZM27 177V175H26ZM167 177V176H166ZM165 177V179H166ZM174 178V176H172ZM176 177V176H175ZM39 178V177H38ZM43 178V177H42ZM46 178V177H45ZM48 178V177H47ZM46 178V179H47ZM170 178V176H169ZM243 178V177H242ZM249 178V176H248ZM254 178V176H253ZM256 178V176H255ZM254 178V180H255ZM28 179V178H27ZM149 179V178H147ZM176 179V178H175ZM231 179V178H230ZM244 179V178H243ZM257 179V178H256ZM260 179V180H261ZM6 180V179H5ZM40 180V178H39ZM58 180V178H57ZM62 180V181H63ZM168 180V179H166ZM178 180V179H177ZM194 180V178H193ZM245 180V179H244ZM42 181V179H41ZM40 181V182H41ZM150 181V179H149ZM176 181V180H175ZM243 181V180H242ZM249 181V180H247ZM9 181H7V184H8ZM43 182V181H42ZM56 182V181H55ZM55 182H52L53 185ZM64 182V181H63ZM62 182V183H63ZM89 182H92V184H90ZM169 182V181H168ZM171 182V181H170ZM184 182V181H183ZM230 182V181H229ZM232 182V181H231ZM239 182V181H238ZM252 182V180H251ZM256 183V180L254 181ZM22 183V184H21ZM167 183V182H166ZM176 183V182H175ZM174 183V184H175ZM228 183V181H227ZM248 183V182H247ZM250 183V182H249ZM6 184V183H5ZM26 184V183H25ZM58 184V182H57ZM170 184V183H169ZM168 184V185H169ZM180 184V183H179ZM184 184V183H183ZM181 183V185H183ZM234 184V183H233ZM259 184V182H258ZM257 184V185H258ZM146 185V184H145ZM176 185V184H175ZM178 185V184H177ZM194 185V184H193ZM230 185V184H229ZM238 185V184H237ZM236 185V186H237ZM249 185V184H248ZM253 185V184H252ZM256 184H254L253 186H255ZM57 186V185H56ZM172 186V184H171ZM250 186V185H249ZM261 186V187H262ZM27 187V186H26ZM33 187V186H32ZM31 187V188H32ZM54 187V186H53ZM138 187V186H137ZM181 186L179 185V188ZM184 187V186H183ZM232 187V186H231ZM234 188L235 185L233 186ZM251 187V186H250ZM260 187V186H259ZM7 188V187H6ZM56 188V187H55ZM54 188V189H55ZM245 188V187H243ZM249 188V187H248ZM257 188V187H256ZM2 189V188H1ZM28 189V188H27ZM25 189V190H27ZM30 189V188H29ZM137 192H136V190ZM176 189L178 190V188L176 187ZM219 189V190H218ZM240 189V187H239ZM31 190V189H30ZM173 190V189H171ZM181 190V189H180ZM184 190V189H183ZM192 190V189H191ZM225 190H226V187H225ZM241 190H244L242 189L241 187ZM240 190V191H241ZM256 190V189H255ZM13 191V190H12ZM32 191V190H31ZM54 191V192H53ZM63 191V190H62ZM245 191V190H244ZM247 191V190H246ZM1 192V191H0ZM27 192V191H26ZM41 192V193H40ZM129 193V195L131 196L130 199L128 200L127 198H123V193ZM226 191H224L225 193ZM59 193V194H60ZM171 193V192H170ZM174 193V192H172ZM178 193V192H177ZM180 193V192H179ZM185 193L187 194V192H184L183 194L185 195ZM228 193V192H226ZM245 193V192H244ZM10 194V193H9ZM30 194V193H29ZM190 195V193H188ZM222 194V193H221ZM175 195V194H174ZM182 195V194H181ZM188 195V196H189ZM194 195V194H193ZM228 195V194H227ZM227 195H224V196H227ZM8 196V195H7ZM162 196V195H161ZM10 197V195L8 196ZM136 197V198H135ZM172 197V195H171ZM28 198V197H27ZM32 198V197H31ZM135 198V199H134ZM181 197L178 196L177 194V197L175 196L174 199H172L171 201L172 202H176L178 203V207L176 206V208L173 207V209H176L178 212H181L182 214H185L184 211H185V208L184 207V202L185 200H182L180 199ZM190 198V197H189ZM192 198V197H191ZM219 198V197H218ZM229 198V196H228ZM185 199V198H184ZM163 200V199H162ZM182 200V201H181ZM223 200V199H222ZM222 200L219 199V203L220 201L222 202ZM234 200V199H232ZM232 200H229V204H230V201ZM26 201V200H25ZM28 201V200H27ZM26 201V202H27ZM34 204H35V201L37 202L38 199H34ZM96 201V202H95ZM184 201V202H183ZM32 202V201H31ZM64 202V204H63ZM164 203V201H162ZM188 202H190L188 200ZM187 202V203H188ZM205 202V201H204ZM207 202V201H206ZM226 202V201H225ZM20 203H22L24 205V202L23 201H20ZM19 203V204H20ZM96 203V204H95ZM175 203V204H176ZM186 203V202H185ZM192 203V202H190ZM196 203V202H195ZM223 204L224 201L222 202ZM232 205L233 202H231ZM165 204V203H164ZM170 204V203H169ZM189 204V203H188ZM221 204V206L223 205ZM29 205L28 203H26V206ZM42 206V207H39V206ZM99 205V206H98ZM163 205V204H162ZM171 205V204H170ZM174 205V203L172 204ZM187 205V204H186ZM185 205V206H186ZM202 205V204H201ZM215 205V204H214ZM220 205V204H219ZM226 205V204H225ZM231 205V204H230ZM25 206V207H26ZM34 206V205H33ZM188 207L190 205H187ZM66 207V206H64ZM69 207V206H68ZM105 208V209H101V208ZM143 207V208H142ZM162 207V206H161ZM187 207V208H188ZM193 207V206H191ZM220 207V206H219ZM218 207V208H219ZM224 207V206H223ZM227 207V206H225ZM224 207V208H225ZM229 209H231L230 206H228ZM234 207H236V205H234ZM24 208V207H22ZM141 208V209H140ZM198 208V207H197ZM208 208L210 209V205L208 206ZM213 208V207H212ZM215 208V207H214ZM222 208V207H220ZM233 208V206H232ZM39 209V210H38ZM65 209V208H64ZM70 209V210H71ZM102 211H101V210ZM143 209V210H144ZM172 209V210H173ZM193 208H191L192 210ZM195 209L196 207L194 208V211L195 212ZM216 209V208H215ZM213 211L217 213V211ZM23 210V209H22ZM66 210V209H65ZM136 210V211H134ZM149 210L151 211L150 207H149ZM174 210V211H176ZM188 210V209H186ZM190 210V209H189ZM190 210V211H191ZM208 210V209H207ZM223 210V208H222ZM227 210V209H226ZM234 210V208H233ZM64 211V210H63ZM153 211V209H152ZM151 211V213H152ZM155 212H157L155 209H154ZM198 211V209L196 210ZM210 211V210H209ZM225 211V210H224ZM223 211V212H224ZM230 210H228L229 212ZM72 212V211H71ZM81 212V211H79ZM85 212V211H83ZM149 212V211H148ZM154 212V213H155ZM160 211H158L159 213ZM187 212V211H186ZM189 212V211H188ZM205 212V211H204ZM222 212V213H223ZM227 212V211H226ZM227 212V214H228ZM231 212H232V209H231ZM233 212H236V211H233ZM232 212V213H233ZM82 213V212H81ZM80 213V214H81ZM145 214H147L146 212H144ZM162 213V211H161ZM173 213V212H172ZM175 213V212H174ZM191 213V212H190ZM197 213V212H196ZM195 213V214H196ZM211 212V214H213ZM261 213V212H260ZM45 214V213H44ZM70 214V213H69ZM72 214V213H71ZM71 214L69 215V217L71 218ZM79 214V213H78ZM181 214V215H182ZM189 214V213H188ZM194 214V213H193ZM208 214V213H207ZM218 214V213H217ZM226 213L222 214V215H226L227 217L225 218L224 216H221L222 218H218L219 220L218 221V226L220 228V231L222 233H220L219 231V235H224L221 239L223 240L224 238V241L225 240H230L232 241L234 239V234L232 233V230H231V224L228 223V217H229V214L227 215ZM235 215H237L236 213H234ZM65 215V214H64ZM68 215V213L66 214ZM81 215H85V213L81 214ZM151 215V214H149ZM177 215V214H176ZM175 215V217H176ZM215 215V214H214ZM212 215V217L214 216ZM233 215V216H235ZM24 216V215H23ZM86 216V215H85ZM142 216V215H141ZM153 216V215H152ZM150 216V217H152ZM157 216V215H156ZM186 216V215H185ZM219 215H217L218 217ZM232 216V215H231ZM238 216V215H237ZM135 217V218H134ZM138 217V216H137ZM145 217V215L143 216ZM147 217V216H146ZM149 217V219H150ZM154 217V216H153ZM159 217V215H158ZM179 217H180V214H179ZM184 217V216H183ZM189 219H191V215H188L187 216ZM186 217V218H187ZM197 217V215H196ZM216 217V216H215ZM63 218V217H62ZM68 218V217H67ZM66 218V220H67ZM89 218V217H88ZM89 218V219H90ZM138 218H141V217H138ZM185 218V219H186ZM200 218V217H198ZM230 218V217H229ZM49 219V218H48ZM52 219V218H51ZM52 219V220H53ZM64 219V218H63ZM85 219V218H84ZM137 219V218H136ZM142 219V218H141ZM140 219V221H141ZM152 219V218H151ZM188 219V220H189ZM196 219V218H195ZM217 219V218H216ZM238 219V218H237ZM44 220V219H43ZM50 220V219H49ZM48 220V221H49ZM51 220V221H52ZM60 220V221H59ZM143 220V219H142ZM192 220L194 221V217H192ZM200 220V219H198ZM231 220L232 217H231ZM252 220V219H251ZM260 220V219H259ZM69 221V220H68ZM150 221V220H149ZM174 221V220H173ZM180 221V220H179ZM192 221V222H193ZM47 222V221H46ZM139 222V221H138ZM148 222V221H147ZM164 222V221H163ZM230 222V221H229ZM238 221H236L237 223ZM14 223V225H13ZM44 223V222H43ZM141 223V222H140ZM183 223V221H182ZM189 223V222H188ZM195 223V222H194ZM202 223V222H201ZM16 224V225H17ZM47 224V223H45ZM52 224V222H51ZM50 222L48 223V225H51ZM96 227V231L97 232H93L91 230L90 227H92L93 225ZM197 224V223H196ZM199 224V223H198ZM230 224V225H229ZM20 225H17L18 227H21ZM34 225V224H33ZM138 225V224H137ZM140 225V224H139ZM147 225V224H146ZM170 225V223H169ZM192 225V224H191ZM216 225V224H214ZM236 225V224H235ZM239 224L237 223V226ZM254 225V224H253ZM32 226V225H31ZM142 226V225H141ZM145 226V224H144ZM144 226H143V230H144ZM177 226V225H176ZM179 226V224H178ZM184 226V224H183ZM202 226V225H201ZM241 225H239L238 227H240ZM260 226V225H259ZM37 227V226H36ZM39 227V226H38ZM41 227V226H40ZM39 227V228H40ZM150 227V226H149ZM153 228V226H151ZM209 227V226H208ZM257 227V226H256ZM262 227V226H260ZM141 229V227H139ZM138 226H137V229H139ZM151 228V229H152ZM192 228V227H191ZM190 228V229H191ZM234 228V227H233ZM252 228V227H251ZM250 228V229H251ZM255 228V226H254ZM253 228V229H254ZM19 229V228H18ZM30 229V228H28ZM63 229V228H62ZM90 229V230H89ZM137 229H134V232L135 230ZM147 226L145 228V230L147 231ZM159 229V227H158ZM181 229H183L181 227ZM185 229V228H184ZM213 227H212V231H213ZM216 229V228H215ZM237 229V228H236ZM240 229V228H239ZM242 229V228H241ZM252 229V230H253ZM258 229V228H257ZM255 229V230H257ZM16 230V229H15ZM22 230V229H21ZM144 230L143 234L144 233H149V230L148 232H146ZM178 230V229H177ZM193 230V229H192ZM199 230V229H198ZM251 230V231H252ZM254 230V231H255ZM25 231V230H24ZM39 231V229H38ZM179 231V230H178ZM183 231V230H182ZM186 231V229H185ZM187 231H188V228H187ZM193 231H197L195 230V227H194V230ZM215 231V230H214ZM213 231V232H214ZM246 231V230H245ZM12 232V231H11ZM29 232V231H28ZM70 232V231H69ZM133 232V233H134ZM137 232V231H136ZM152 232V231H151ZM156 233V231H154ZM181 232V230H180ZM189 232V231H188ZM187 232V233H188ZM192 232V231H191ZM200 232V231H199ZM198 232V233H199ZM212 232V233H213ZM216 232V235L218 230L215 231ZM257 232V233H256ZM256 232H253L255 233L254 235V240H252V244L251 245H248L246 243V240H248V235L243 238H245V245L247 247H245L244 251H245V264H264V232L262 231V228L260 230H257ZM20 233V232H19ZM55 233V232H54ZM53 233V234H54ZM65 233V232H64ZM139 233V231H138ZM178 234V232H176ZM186 233V234H187ZM197 233V232H195ZM193 233V234H195ZM202 233V232H201ZM5 234V233H4ZM136 234V233H135ZM141 234V233H140ZM157 235H159V233H156ZM163 234V233H161ZM183 234V232H182ZM180 234V235H182ZM189 234V233H188ZM187 234V235H188ZM192 234V236H193ZM242 234V233H240ZM14 235V234H13ZM12 235V236H13ZM17 235V234H16ZM28 235V234H27ZM39 235V234H38ZM51 235V234H50ZM55 235V234H54ZM83 235V234H82ZM131 235V234H130ZM179 235V234H178ZM178 235L176 237H178ZM186 235V236H187ZM209 235V234H208ZM212 235V234H210ZM215 235V236H216ZM5 235H2L1 237H3ZM7 236V235H6ZM19 236V235H18ZM58 236V235H57ZM56 236V237H57ZM84 236V238H85ZM139 236V235H138ZM142 236V235H141ZM154 236V235H153ZM164 236V235H163ZM183 236V235H182ZM182 236L178 237L179 239L182 238ZM185 236V237H186ZM196 236V235H194ZM193 236V237H194ZM241 236H244V235H239V237ZM17 237V236H16ZM51 237V236H50ZM134 237V238H133ZM132 238L130 237V241L136 245V239H135V236H133ZM137 237V236H136ZM183 237V238H185ZM188 237V236H187ZM211 237V236H210ZM13 238V237H11ZM59 238V237H58ZM138 238V237H137ZM143 238H146V242L150 241V237L148 234H146L145 236H143ZM159 238V236H158ZM162 238V237H161ZM195 238V237H194ZM193 238V239H194ZM200 238V234L198 235V238L197 240H199ZM206 238V237H205ZM214 238V236H213ZM216 238V237H215ZM219 238V237H217ZM216 238V239H217ZM21 239V238H20ZM41 239V238H40ZM56 239V238H55ZM75 239L72 237V240ZM242 239V237H241ZM139 240V239H138ZM143 240V239H142ZM148 240V241H147ZM161 242L163 241L162 239H160ZM175 240V239H174ZM188 240V239H187ZM191 240V237L190 239ZM220 240V239H219ZM222 240L221 243H222ZM240 240V238H239ZM238 240V241H239ZM243 240V239H242ZM241 240V241H242ZM5 241V240H4ZM36 241V240H35ZM45 241V240H44ZM58 241V240H57ZM152 241V239H151ZM179 241V240H178ZM196 241V240H195ZM200 241V240H199ZM206 241V240H205ZM209 241V240H208ZM216 241V240H215ZM228 241V242H230ZM234 241V240H233ZM240 241V242H241ZM243 241V242H244ZM7 242V241H6ZM5 242V243H6ZM37 242V241H36ZM47 242V241H46ZM56 242V241H55ZM81 242V241H80ZM84 242V241H82ZM144 242V245H145V241ZM154 242V241H152ZM157 242V240H156ZM159 242V240H158ZM165 243V241H163ZM163 242H162V247H163ZM181 242V240H180ZM179 242V243H180ZM187 242V241H186ZM184 242V243H186ZM193 242V241H192ZM191 242V243H192ZM219 242V241H218ZM20 243H22L20 241ZM20 243H17L18 245ZM29 243V242H28ZM58 243V242H57ZM73 243V242H72ZM171 243V242H170ZM189 244V242H187ZM196 243V242H195ZM217 243V242H216ZM215 243V245H216ZM219 244V245H222V244ZM3 244V243H2ZM36 244V243H35ZM41 244V243H40ZM51 244V242L49 243ZM83 244V243H82ZM138 244V243H137ZM143 244V243H142ZM141 244V245H142ZM182 244V242L180 243ZM193 244V243H192ZM231 244V243H230ZM239 244V243H238ZM59 246V244H57ZM72 245V244H71ZM128 246V243L126 244ZM133 245V246H134ZM140 245V246H141ZM143 245V246H144ZM153 245V244H152ZM172 245V244H171ZM178 245V244H177ZM194 245V244H193ZM224 245V244H223ZM227 245V244H225ZM224 245V246H225ZM236 245V244H235ZM17 246V245H16ZM20 246V245H19ZM18 246V247H19ZM24 246V245H23ZM22 246V247H23ZM53 247L56 248L55 252L52 253V255L50 256V258L52 259H48V261L46 260V258L42 257V259H39L38 256L35 257L34 259V263L35 264H59L58 263V258H59V255H60V251H61V247ZM126 246V247H127ZM147 246V247H146ZM145 247V249L143 251H141V254H142V257L140 258H143V264H152V258L157 255L156 253V250L153 246H151L150 244H147ZM160 246V244L158 245V247ZM223 246V248H224ZM240 246V245H239ZM25 247V246H24ZM65 247V246H64ZM76 247V246H74ZM79 247V246H78ZM86 247V246H85ZM137 247V246H136ZM134 247V248H136ZM186 247V246H185ZM21 248V247H20ZM27 248V247H26ZM32 248V247H31ZM40 245L37 244V247L35 246V248L33 249L34 252H37L39 253V249H40ZM84 248V247H83ZM133 248V250H134ZM161 248V247H159ZM158 248V249H159ZM234 248V247H233ZM240 248V247H239ZM244 248V247H243ZM23 249V248H22ZM21 249V250H22ZM52 249V250H53ZM97 249V251H96ZM124 249V248H123ZM139 249V247L137 248ZM157 249V248H156ZM188 248H184V250ZM190 249V248H189ZM216 249V248H215ZM225 249V248H224ZM5 250V249H4ZM8 250V249H7ZM10 250V249H9ZM19 250V249H18ZM51 250V249H50ZM118 250V251H117ZM130 250V249H129ZM162 250V248H161ZM161 250H158V251H161ZM181 250V249H180ZM179 250V251H180ZM212 250V249H211ZM218 250H219V247H218ZM238 250V249H237ZM3 251V250H2ZM26 251V249H25ZM49 251V250H48ZM85 251V250H84ZM122 251V250H121ZM191 251V250H190ZM196 251V250H195ZM195 251L193 250V252L195 253ZM214 251V250H213ZM221 251V250H219ZM227 251V250H226ZM233 251V249L231 250ZM10 252V251H9ZM28 253V251H26ZM33 252V253H34ZM47 252V251H46ZM50 252V251H49ZM132 252V251H130ZM162 252V251H161ZM165 252V251H164ZM181 252V251H180ZM206 252V251H205ZM218 252V251H216ZM215 252V253H216ZM243 252V251H242ZM42 253V251H41ZM51 253V252H50ZM97 253V254H96ZM138 252H136L137 254ZM160 253V252H159ZM167 253V251H166ZM189 253V252H187ZM186 253V254H187ZM192 253V251H191ZM209 253V252H208ZM220 253V252H219ZM227 254V252H225ZM229 253V252H228ZM235 253V252H234ZM239 253V252H238ZM256 253H260V255L258 257H255ZM20 254H23V257L25 258H28L27 254L25 253H21ZM48 254V253H46ZM91 254V255H90ZM198 254V253H197ZM223 253H221L222 257H223ZM241 254V253H240ZM3 255V252L2 254L0 255L2 257ZM45 254H42V256H44ZM75 255V254H74ZM162 255V253H161ZM160 255V256H161ZM165 255V253H164ZM189 256L187 257H190L191 254H188ZM194 255V254H193ZM196 255V254H195ZM194 255V256H195ZM209 255V254H208ZM236 255V254H235ZM258 255V254H257ZM5 257V255H3ZM46 256V255H45ZM137 256V255H136ZM158 257L159 254L157 255ZM163 256V255H162ZM185 256V255H184ZM192 256V255H191ZM228 256V255H227ZM233 256V255H232ZM242 256V255H241ZM18 257V256H16ZM21 257V259H24L22 256H19ZM157 257V258H158ZM166 257V256H165ZM168 257V256H167ZM170 257V255H169ZM168 257V258H169ZM179 257H182V255H180ZM193 257V256H192ZM197 256L193 257V258H196ZM216 257V256H215ZM220 257V258H222ZM225 257V255H224ZM223 257V258H224ZM234 258H236L235 256H233ZM239 257V256H238ZM244 257V256H243ZM15 258V257H13ZM63 258V257H62ZM161 258V257H160ZM158 258V259H160ZM164 258V257H162ZM185 258V257H182V259ZM191 258V257H190ZM190 258H188L190 260ZM198 258V257H197ZM219 258V259H220ZM222 258V263L221 264H233L238 263V260L236 258V260H238L237 262H234V259L233 258H230L229 260H225ZM3 259V258H2ZM5 259V258H4ZM16 259V258H15ZM170 259V258H169ZM180 259V261L182 260ZM187 259V258H186ZM185 259V260H186ZM192 259V258H191ZM217 259V257H216ZM244 259V258H243ZM17 260V259H16ZM25 260V259H24ZM53 260H58L56 263L53 262ZM151 260V261H150ZM179 260V259H178ZM198 260V259H196ZM212 260H214V257L212 258ZM211 260V261H212ZM165 261L167 262V260L165 259ZM187 261V260H186ZM191 261V260H190ZM195 261V259H194ZM221 261V260H220ZM242 261V259H241ZM14 262V261H13ZM17 262V261H15ZM53 262V263H52ZM60 262V261H59ZM71 262V261H70ZM154 262V261H153ZM169 262V260H168ZM167 262V263H168ZM184 262V261H183ZM182 262V263H183ZM193 262V261H191ZM12 263V262H11ZM25 263V262H24ZM61 263V262H60ZM155 263V262H154ZM157 263V261H156ZM166 263V264H167ZM217 263V262H216ZM242 263V262H241ZM18 264V263H17ZM22 264V263H21ZM26 264V263H25ZM64 264V263H63ZM160 264V263H159ZM189 264V262L187 263ZM192 264H204V261H195L194 263ZM206 264V263H205Z\"/></svg>",
    "mask_w": 264,
    "mask_h": 264
}]
</instances>
